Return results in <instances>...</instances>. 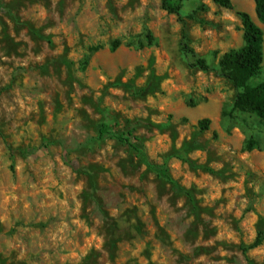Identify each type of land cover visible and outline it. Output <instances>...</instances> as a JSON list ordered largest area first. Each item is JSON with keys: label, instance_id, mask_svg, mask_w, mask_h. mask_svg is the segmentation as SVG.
Segmentation results:
<instances>
[{"label": "rangeland", "instance_id": "1", "mask_svg": "<svg viewBox=\"0 0 264 264\" xmlns=\"http://www.w3.org/2000/svg\"><path fill=\"white\" fill-rule=\"evenodd\" d=\"M232 3L0 0V264H264V119L219 68L264 24Z\"/></svg>", "mask_w": 264, "mask_h": 264}, {"label": "trees", "instance_id": "2", "mask_svg": "<svg viewBox=\"0 0 264 264\" xmlns=\"http://www.w3.org/2000/svg\"><path fill=\"white\" fill-rule=\"evenodd\" d=\"M215 4L231 9L232 0H211ZM183 0H163V8L171 14L180 15V9ZM255 12L260 23L264 24V0H253ZM244 28V45L235 50L227 52L219 62V68L222 75L232 82L238 90L233 103V110L245 109L260 119H264V81L260 84L251 86L249 82L260 74L261 66L264 60V33L262 29L252 20L247 13H240ZM119 42H115L111 47L115 51L119 47ZM197 67L203 71H209L210 67L206 61L199 59L196 62ZM209 119L199 122L201 130H208ZM110 133L107 124H102L100 135L104 136ZM118 139L121 142L128 143V140L122 136ZM133 148L134 145H131ZM248 148H252V142H248ZM261 244L258 238L252 245L255 248Z\"/></svg>", "mask_w": 264, "mask_h": 264}]
</instances>
